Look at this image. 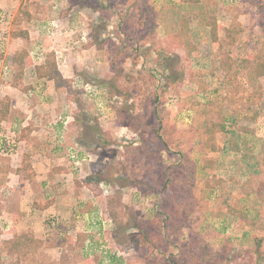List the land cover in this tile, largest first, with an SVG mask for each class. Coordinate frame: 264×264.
<instances>
[{"label": "rangeland", "instance_id": "obj_1", "mask_svg": "<svg viewBox=\"0 0 264 264\" xmlns=\"http://www.w3.org/2000/svg\"><path fill=\"white\" fill-rule=\"evenodd\" d=\"M11 1L0 8V264H264V76L252 59L264 0ZM22 50L36 71L55 64L62 87L31 67L14 89ZM37 103L50 106L32 113ZM56 125L73 136L46 143L71 163L54 171L74 183L50 187L75 188L76 205L38 225L23 210L34 187L50 189L16 174L42 144L32 132Z\"/></svg>", "mask_w": 264, "mask_h": 264}, {"label": "crops", "instance_id": "obj_2", "mask_svg": "<svg viewBox=\"0 0 264 264\" xmlns=\"http://www.w3.org/2000/svg\"><path fill=\"white\" fill-rule=\"evenodd\" d=\"M15 2L16 1H11V0H0V8L6 9L9 7H15V4H16ZM15 52H18V53H13V54H15L14 56H18L21 53L27 52V51L22 50V51H15ZM31 59H32V57H31ZM34 62H36V61L32 60V64L30 66L26 67L23 72H20V74H19L20 70L18 68L19 65H15L19 75H17V78L14 80V84H15L14 89H16V88L20 89L21 88L23 90L24 87H22L21 83H22V80L24 78L23 76H24L25 72H27V70L31 67H35V71H36V66L38 65V63H34ZM36 73H37V71H36ZM37 76H38V74H37ZM40 79H41L40 82H46L47 84L54 83V85H55L54 80H50L48 78H40ZM35 87H36V85H35ZM55 87H56V85L54 86V89H55ZM40 88H41V85H40ZM56 90H57V87H56ZM35 92H36V90L35 91L30 90L28 93L27 92H20L22 100L26 98V100L29 101L32 96H37V95H34ZM37 92H39V88L37 89ZM43 101H45V98H42L41 100H39V102H43ZM38 105H40V103H37L35 106H30V108H32V109H30V108L29 109L32 110V113H35V112L37 113L36 107L38 108V107L43 106L46 108V106H50L49 104L45 105L44 103L42 106H38ZM26 109H27V107H26ZM31 118H32V116L29 117V119H31ZM60 119H61V117H60ZM65 124H68V122H65ZM34 131L35 132H32V134H31L32 138H34V139L30 138L31 142L33 141L34 143H36L38 141V142H41L42 144L37 145V151L35 153V156H31L30 153L26 152V154L28 155V158H27L28 162L30 163V171L34 174L33 182H36V183L39 182V183H41V185H47L46 187L50 189L51 193L49 191H47L46 196H44V194L42 193L39 186H37V188L34 187V189L32 190V192L34 193V197H31V200H32L34 206H32V207L28 206L27 208L24 207L23 214L36 216L37 218L40 219V223L38 224V225H40L41 223H43V221H47L49 218L54 217L56 215H60L62 217L70 216L72 209H69V208L74 207V205H76L75 199L77 198V195L75 193V188L72 189L71 187H70L71 188L70 193L68 195H58V196L55 195L54 196V194H52V193L56 192V191L52 190V187L56 186V184H60L61 187L62 186L65 187V186H67L66 183L71 184L73 182L70 179L69 174H65V173L56 174L55 173V171H54V168H56L55 166L66 164L67 162L70 163V161L67 160V162H66L64 157L59 156V154L57 153V149L55 147H52L53 145L56 146V141L62 137V136H60V135H62V133L65 132V136L68 135V138L73 136V135H70L71 134L70 128L69 127L68 128H65V127L61 128V126L58 127V125H56L55 127H52V128H48V129L42 128V129H36ZM48 142H51V144H53V145L50 146V145L46 144ZM76 145L78 146L79 144L77 143ZM26 154H25V156H26ZM60 155H62V154H60ZM24 159L25 158H24V154H23V157L20 161L21 162L20 167H22ZM16 177L21 178V180L22 179L27 180V183H29L31 181L30 178L25 177L24 174H23V176L16 174ZM50 186H52V187H50ZM46 187H45V189H46ZM36 198H38V199H36ZM74 222L75 223L73 225L74 226L77 225L75 218H74ZM36 229H37V232H40V227L37 226ZM87 229H88V227L84 229V231H83V232H85L84 234H86ZM79 238H78V240H80ZM83 238H85V237H83Z\"/></svg>", "mask_w": 264, "mask_h": 264}, {"label": "trees", "instance_id": "obj_3", "mask_svg": "<svg viewBox=\"0 0 264 264\" xmlns=\"http://www.w3.org/2000/svg\"><path fill=\"white\" fill-rule=\"evenodd\" d=\"M215 35V34H214ZM253 62H254V72L259 76L262 77L264 76V46L263 48L259 51V53L252 57ZM47 65L42 66V67H37V72L40 78H45L47 77L50 80H54L55 83L57 84L56 86L59 88H61L62 86V81L63 77L62 75H60L58 73V71H55L54 66L52 62H49V59L47 61ZM14 64L15 65H19V74L20 72H23L24 69L28 66H30L32 64V59L30 57V55L28 54V52H23L20 55H18L15 59H14ZM249 64V63H248ZM57 70V69H56ZM1 110V109H0ZM6 115H8V112H5L4 114H2L0 116V121L1 120H6ZM2 122V121H1ZM24 160H23V165L22 167H20L19 169H17V174L18 175H23V174H27L28 169L30 170V165L28 162V155L26 154V156L24 155ZM27 176L31 175L28 173ZM28 177V178H30ZM169 218V217H168ZM14 244H18L19 246V242H16Z\"/></svg>", "mask_w": 264, "mask_h": 264}, {"label": "built area", "instance_id": "obj_4", "mask_svg": "<svg viewBox=\"0 0 264 264\" xmlns=\"http://www.w3.org/2000/svg\"><path fill=\"white\" fill-rule=\"evenodd\" d=\"M6 15H2L1 17H3V19L5 18ZM3 44H4V41H0V47L3 48ZM10 142L8 141V144ZM81 151L78 149V146L76 147H71L69 149V159L72 161V163L75 165V166H81L82 162L85 161V159H81L80 157V153ZM108 191L106 190L105 191V194L107 193Z\"/></svg>", "mask_w": 264, "mask_h": 264}]
</instances>
